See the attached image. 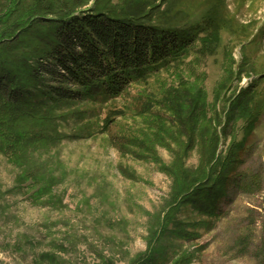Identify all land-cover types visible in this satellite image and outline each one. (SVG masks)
Returning <instances> with one entry per match:
<instances>
[{
  "label": "rangeland",
  "instance_id": "1",
  "mask_svg": "<svg viewBox=\"0 0 264 264\" xmlns=\"http://www.w3.org/2000/svg\"><path fill=\"white\" fill-rule=\"evenodd\" d=\"M171 2L179 26L218 6L217 53L203 56L198 42L115 99L24 122L14 148L0 136V264H264V111L248 134L247 121L226 135L218 124L239 96L264 100V0ZM223 171L207 211L194 194Z\"/></svg>",
  "mask_w": 264,
  "mask_h": 264
},
{
  "label": "trees",
  "instance_id": "2",
  "mask_svg": "<svg viewBox=\"0 0 264 264\" xmlns=\"http://www.w3.org/2000/svg\"><path fill=\"white\" fill-rule=\"evenodd\" d=\"M91 1H8L15 6L2 16L5 23L0 32V136L9 147L17 146L22 138L15 130L24 122L52 121L47 109L53 112L52 107L61 103H83L101 95L115 99L131 83L181 63L198 42L203 56L213 55L221 47L225 20L216 4L202 22L179 26L176 19L183 13L169 0L160 4L159 0H119L118 4L95 0V6L80 8ZM236 76L239 78V71ZM263 111L264 100L252 91L235 99L225 112V121L218 120V124L225 122L222 133L226 135L244 120L248 134ZM213 136L211 154L220 134ZM224 173L194 194L207 211L217 210L216 200L227 185Z\"/></svg>",
  "mask_w": 264,
  "mask_h": 264
}]
</instances>
